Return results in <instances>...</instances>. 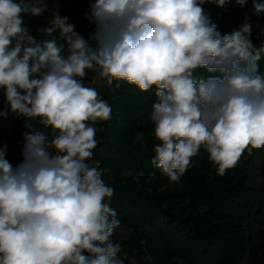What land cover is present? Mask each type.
Segmentation results:
<instances>
[{
    "label": "clouds",
    "instance_id": "obj_1",
    "mask_svg": "<svg viewBox=\"0 0 264 264\" xmlns=\"http://www.w3.org/2000/svg\"><path fill=\"white\" fill-rule=\"evenodd\" d=\"M228 2L90 0L88 40L59 12L41 40L24 16L44 13L42 0H0V90L8 106L0 116L38 119L53 134L25 133L16 166L0 147V264H124L112 240L120 220L105 202L114 189L87 162L94 125L111 116L83 82L89 71L108 85L155 89L151 163L170 182L180 181L201 147L221 176L245 151L264 147V46L252 44L247 20L222 34L203 8ZM253 6L264 12V3Z\"/></svg>",
    "mask_w": 264,
    "mask_h": 264
},
{
    "label": "trees",
    "instance_id": "obj_2",
    "mask_svg": "<svg viewBox=\"0 0 264 264\" xmlns=\"http://www.w3.org/2000/svg\"><path fill=\"white\" fill-rule=\"evenodd\" d=\"M89 2L42 0L49 11L46 16L52 17L56 11H52L53 6L68 4L69 15H60L68 17L86 40L94 29L84 16ZM206 5L218 12L215 3ZM224 8L222 21H213L218 31L230 34L247 20L251 24L252 44L255 48L264 46V12H255L253 0H246L243 5L229 0ZM24 22L34 37L46 38L43 29L50 22L31 15H25ZM260 69L264 72V58ZM113 91L114 96L107 99L110 120L99 125L97 144L87 162H94L104 183L114 189L110 201L106 198L105 202L116 210L120 220L112 240L121 244L119 255L124 264H237L246 253H250L251 264H264V228L259 232L260 242L253 244L248 225L255 207V212L260 213L264 204V147L251 153L260 157L255 170L259 183L252 181L240 165L249 156L247 151L235 167L221 176L203 147L192 157L191 166L180 181L170 182L151 163L157 143L149 116L156 99L155 89L141 92L134 85L115 81ZM7 107L0 90V112ZM30 131H42L52 139L51 129L38 119L0 116V147L7 146L6 159L13 166L19 164L14 158L19 152L16 143ZM124 174L138 175V179L125 181Z\"/></svg>",
    "mask_w": 264,
    "mask_h": 264
},
{
    "label": "rangeland",
    "instance_id": "obj_3",
    "mask_svg": "<svg viewBox=\"0 0 264 264\" xmlns=\"http://www.w3.org/2000/svg\"><path fill=\"white\" fill-rule=\"evenodd\" d=\"M206 4H208V3H205L203 5V8H204L205 13H207L210 16L211 21L212 22L216 21V20L222 21L221 10H225V8L220 7L221 9H219V7H218V12H216L213 9L211 10L210 7H207ZM70 9L71 8L68 4L62 3V4H57V5L53 6L52 11L56 10L55 12H59L60 14L67 16V15H69ZM48 12L49 11L46 10L40 16H36V17H40L41 20H43L44 22H51L53 17L52 16H46V14ZM69 18H70V20L72 19V17H69ZM83 82H84L85 86L95 87L98 90V92L100 93L101 98L103 100H105L106 102H107L108 97H110L111 95L114 96V94H115V92L113 91V88L115 86V81H113V83L111 85H108L107 81L105 79L99 77V75L97 73H93L92 71L88 72V75L86 76V78L84 79ZM113 116L115 117V116H119V115H113ZM109 120L110 119H108V122H109ZM106 121H100L99 123L94 125L97 128V132L101 129V128H99V125H101L102 123H105ZM20 141L23 142V139H19L17 141L15 148L18 149L19 152H18V154H16L14 156L15 160L18 161L19 163L22 160V156H21L22 145L18 144ZM259 162H260V157L259 156L253 157V155L251 154L246 158V160L244 162L240 163V165H242V167H243L244 171L246 172V174L248 175V177L252 181L255 180L257 183H259L258 171H255V170H256V167L258 166ZM88 163L91 166H96L94 164V162H88ZM122 178L125 181H128V180L136 181L138 179V175L124 174V175H122ZM256 207H255V210H256ZM255 210L251 214L248 225L250 227L249 236H250L251 240L253 241V244H258L260 242L259 232L262 228H264V204H262V206H261V212L260 213L255 212ZM237 264H251L250 253H246L245 256L241 259V261Z\"/></svg>",
    "mask_w": 264,
    "mask_h": 264
},
{
    "label": "built area",
    "instance_id": "obj_4",
    "mask_svg": "<svg viewBox=\"0 0 264 264\" xmlns=\"http://www.w3.org/2000/svg\"><path fill=\"white\" fill-rule=\"evenodd\" d=\"M18 144H19V145H22V144H23V142H22V141H20Z\"/></svg>",
    "mask_w": 264,
    "mask_h": 264
}]
</instances>
